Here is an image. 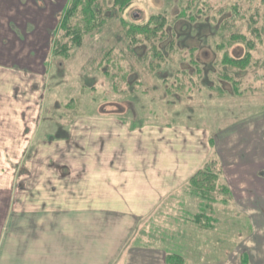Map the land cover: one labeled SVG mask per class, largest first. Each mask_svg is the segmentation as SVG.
<instances>
[{
    "label": "rangeland",
    "instance_id": "obj_1",
    "mask_svg": "<svg viewBox=\"0 0 264 264\" xmlns=\"http://www.w3.org/2000/svg\"><path fill=\"white\" fill-rule=\"evenodd\" d=\"M72 1L0 0V227L146 183L167 191L139 243L264 264V0H100L103 22L63 57ZM192 177L215 197H192Z\"/></svg>",
    "mask_w": 264,
    "mask_h": 264
},
{
    "label": "crops",
    "instance_id": "obj_2",
    "mask_svg": "<svg viewBox=\"0 0 264 264\" xmlns=\"http://www.w3.org/2000/svg\"><path fill=\"white\" fill-rule=\"evenodd\" d=\"M187 177L179 174L180 181ZM144 186L138 196L116 202L14 212L1 223L0 264H174L162 247L136 240L141 221L167 191ZM202 260L194 264H215L206 256Z\"/></svg>",
    "mask_w": 264,
    "mask_h": 264
},
{
    "label": "trees",
    "instance_id": "obj_3",
    "mask_svg": "<svg viewBox=\"0 0 264 264\" xmlns=\"http://www.w3.org/2000/svg\"><path fill=\"white\" fill-rule=\"evenodd\" d=\"M95 5L92 6V5ZM117 4V3H116ZM77 10L79 13L77 14ZM104 6H101L100 0H86V4H83L82 0H73L71 5L67 9V16L73 17L74 19L78 20L76 26H69L67 20H64L63 25L61 26V30L63 31V37L60 42V46L54 45L53 43V51L60 56L67 57L70 53L64 51L70 44L78 45L82 42V38L88 34L92 33L95 29H97L98 25L100 26L102 21L101 15L103 14ZM76 12V13H75ZM80 17V19L78 18ZM145 34H149V30L145 32ZM68 38V41L65 42V38ZM55 41V40H54ZM64 46L66 48H64ZM235 62V61H234ZM209 168L204 169V174L208 173ZM196 177V176H195ZM192 177L191 187L193 191H191L192 197L195 199L198 198L203 202H208V200H212V197H215L212 191L213 187H207L209 185L208 180H199L198 178ZM190 179V180H191ZM207 187V188H206ZM216 199V198H215ZM215 202V201H214ZM202 203V202H201ZM206 207V206H205ZM207 208V207H206ZM204 212V211H202ZM168 262L176 264L175 258L173 255L169 254L167 256Z\"/></svg>",
    "mask_w": 264,
    "mask_h": 264
},
{
    "label": "flooded vegetation",
    "instance_id": "obj_4",
    "mask_svg": "<svg viewBox=\"0 0 264 264\" xmlns=\"http://www.w3.org/2000/svg\"><path fill=\"white\" fill-rule=\"evenodd\" d=\"M29 25L31 26V34H32L33 32L36 34V33H37V28H38L37 23H30ZM40 31H41V29H40ZM54 31H55V30H53V29H52V30H49L48 36L51 37L52 34L54 33ZM19 32H20V33H18L19 36L22 37V36H24V35H28V34H30V29H28L27 33L24 34V35H23V33L21 32L20 29H19ZM41 32H42V31H41ZM39 33H40V32H39ZM48 43H49V42H48Z\"/></svg>",
    "mask_w": 264,
    "mask_h": 264
}]
</instances>
